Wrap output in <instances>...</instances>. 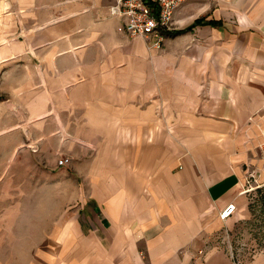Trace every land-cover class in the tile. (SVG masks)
I'll return each mask as SVG.
<instances>
[{
    "label": "crops",
    "instance_id": "crops-1",
    "mask_svg": "<svg viewBox=\"0 0 264 264\" xmlns=\"http://www.w3.org/2000/svg\"><path fill=\"white\" fill-rule=\"evenodd\" d=\"M113 4L52 0L0 52L25 67L10 76L26 128L14 152L79 181L42 263L233 264L210 238L245 205V167L261 169L264 0L186 1L161 50L129 37ZM242 264H264V249Z\"/></svg>",
    "mask_w": 264,
    "mask_h": 264
},
{
    "label": "rangeland",
    "instance_id": "rangeland-1",
    "mask_svg": "<svg viewBox=\"0 0 264 264\" xmlns=\"http://www.w3.org/2000/svg\"><path fill=\"white\" fill-rule=\"evenodd\" d=\"M51 1L0 0V52L5 50L2 54L17 32L25 29L27 12L40 17ZM18 59L5 56L0 63V264H43L41 257L52 220L58 214L78 212L79 181L72 169H64L59 177L51 176L46 169H28L43 165L45 158L27 156L25 144L14 152L12 142L26 139L25 124H16L20 120L13 117L15 110L8 99L11 86L16 84L11 72L25 69ZM258 150L261 169L245 167L243 172L241 191L245 205L238 208L235 220L223 224L210 238L213 244L218 242L232 252L240 264L264 249V144H259ZM60 156L64 155L55 157L56 164Z\"/></svg>",
    "mask_w": 264,
    "mask_h": 264
},
{
    "label": "built area",
    "instance_id": "built-area-1",
    "mask_svg": "<svg viewBox=\"0 0 264 264\" xmlns=\"http://www.w3.org/2000/svg\"><path fill=\"white\" fill-rule=\"evenodd\" d=\"M186 1L189 0H114V4L109 7V14L122 20L123 30L129 37L144 40L149 49L161 50L176 9ZM69 163V157L60 156L57 159V165L61 167ZM235 208L234 204L227 205L220 211L219 218L227 220L234 214ZM226 252L233 264L241 263L232 252ZM204 253L205 249L198 251L199 255Z\"/></svg>",
    "mask_w": 264,
    "mask_h": 264
},
{
    "label": "bare ground",
    "instance_id": "bare-ground-1",
    "mask_svg": "<svg viewBox=\"0 0 264 264\" xmlns=\"http://www.w3.org/2000/svg\"><path fill=\"white\" fill-rule=\"evenodd\" d=\"M253 190H254V189H253ZM253 190H252V191H253Z\"/></svg>",
    "mask_w": 264,
    "mask_h": 264
}]
</instances>
